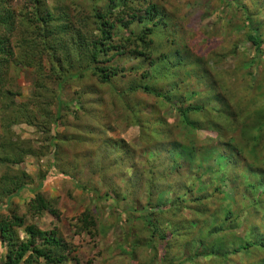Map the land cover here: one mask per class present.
<instances>
[{"label": "rangeland", "instance_id": "1", "mask_svg": "<svg viewBox=\"0 0 264 264\" xmlns=\"http://www.w3.org/2000/svg\"><path fill=\"white\" fill-rule=\"evenodd\" d=\"M38 1L52 16L54 63V50L18 46L37 37V3L7 0L2 11L15 23L14 55L0 83V225L10 224L12 240L19 244L26 227L35 226L59 240L62 257L54 264H264V0H230V7L221 0H147L170 18L152 36L155 56L174 59L181 50L185 63L199 67L159 75L157 64H142L126 49L112 57L107 42L102 64L119 70L110 84L84 69L100 42L92 31L95 10L116 18L111 0ZM235 4L250 10L260 52L246 39ZM146 6L129 0L124 17L140 16ZM134 30L118 31L114 41ZM134 67L138 73L129 72ZM133 80L164 98L125 94ZM196 106L203 110L184 113ZM169 141L182 146L170 153ZM38 196L47 208L39 210ZM212 231L224 238L225 262L202 247L214 243ZM248 242L250 250L239 249ZM8 252L0 234V264ZM193 256L197 263L188 262Z\"/></svg>", "mask_w": 264, "mask_h": 264}, {"label": "trees", "instance_id": "2", "mask_svg": "<svg viewBox=\"0 0 264 264\" xmlns=\"http://www.w3.org/2000/svg\"><path fill=\"white\" fill-rule=\"evenodd\" d=\"M116 1V2H115ZM230 0H221V5H224L223 7L231 6ZM7 0H0V83L3 80L1 75H3V72L5 71V66L8 64L7 57H11L14 55V50L11 45V40L15 34V26L14 22L11 21V15H5L2 13L3 9L5 11H8L7 5L5 6ZM30 3L36 6V15H35V26L37 29H39L37 37H33L30 40L24 39L21 43L18 44L19 48L23 47V43H27L32 49V52L34 51H42V52H48L50 53V50H54L55 43L49 44L48 39L52 38V40L55 42L57 40L56 37H53L52 32L48 29V24H50V20L52 22V16L42 14L41 12V6L39 5L38 0H30ZM144 3L147 4L146 8L140 9L144 10V14L138 16L137 12L132 11V13L127 14V17H124L125 7L129 5V0H111L109 7L110 11H116L115 17L108 15V12L105 10H95L94 17V28L93 32L99 31L100 42L96 44V51L92 54H88L91 58L90 63L87 65V67L84 69L85 73L92 72L93 76H97L102 83H108L110 84L112 82V79L117 77L119 75V70L116 67L108 68L107 66H103V62L105 61V57L109 54V48L105 47L107 42L112 43V47L115 51V53L112 55H120L125 52H128L130 55L134 56L135 58L141 59L142 64L143 62L150 61L153 64H157V67L154 68L153 72L160 74L166 73L167 71L171 69H187L189 67H199V64L193 66V64L189 62H184L186 52L181 50H176L175 52V58L173 59L171 56H165V57H157L155 56V49L154 46V40L152 39V36L161 30V26L164 29V25H167V23H170V18L163 9L158 6L157 4L153 2H147V0H144ZM119 6L120 9L116 10V7ZM123 8L122 16H119L120 10ZM235 9L237 11H241L243 15L245 16L244 20V30L247 31L246 33V39L256 47L257 51L260 52V49L262 47L263 42L260 40L257 28L249 24V21L252 22L253 17L250 14V10L245 8V5L241 4H235ZM66 17V16H65ZM59 25V24H58ZM135 26V30L131 32V35L128 38H120L117 42L114 41L115 37L117 36L118 31L122 30H130L131 27ZM85 27H87V24H85ZM57 31V34H60L63 31L62 26H59L54 28ZM34 36V35H33ZM135 37V38H134ZM133 46V50L128 51L129 47ZM159 47V46H157ZM86 51H88V48H86ZM57 51L54 52L53 56V63L55 61H59V56L56 54ZM185 54V55H184ZM88 56V59H89ZM42 56L38 58L39 69L42 68ZM95 64V66H93ZM177 64H179L177 66ZM195 68V69H196ZM122 75L125 74L126 71H128L125 68H119ZM129 72H137L138 69L134 67ZM66 76L67 74H63L62 76ZM64 76V78H65ZM61 77V76H58ZM61 79V78H60ZM136 80L131 81L130 86L126 90L125 94H128L130 92H136L137 90H142L146 93L152 94L159 98H164L160 92H158L156 89H153L149 85H143V84H135ZM65 84V81H61L58 83L57 86H59V89L63 87ZM142 85V86H141ZM59 95L58 98V111H57V117L61 118V112L60 109L62 107V101L59 91L57 92ZM124 95V94H123ZM125 96V95H124ZM123 96V97H124ZM202 107H194L192 109L186 110L184 113L186 115L192 113V112H198L202 111ZM186 125L196 130L197 126L194 122L189 120V118H186ZM166 135L168 138H171V131H166ZM175 142V143H173ZM168 142L165 144V147L168 148V151L172 153V148H175V146H182L179 142L173 141ZM184 147V146H183ZM188 149V147H185ZM183 153H185V150H182ZM52 175V174H51ZM50 174H47V176L43 177V183H46L48 179L51 177ZM63 175V174H61ZM260 174L256 175V179L258 181H261V178L259 176ZM65 177V176H64ZM24 188L23 185H20L18 188V191L22 190ZM260 195V194H258ZM258 201L259 196L257 197ZM37 207L39 210H42L44 208H47L46 203L44 202V199L41 196H38L37 198ZM153 215H150L148 219H152ZM231 217V216H229ZM237 218H234L232 224L236 223ZM262 223V222H261ZM7 225H10L8 222H4L0 225V234L2 236V241L7 243L8 247V254L6 256V261H4L2 264H40V261H43L44 264H54V259L58 257L59 255H62V249L61 244L59 240L53 238L50 239L46 237V234L42 231L38 230L35 226H29L26 227V235L27 238L20 241L19 244H17L8 234V228ZM188 225L187 227H189ZM186 227V226H183ZM186 227V228H187ZM219 228V227H218ZM222 229V226L219 228ZM223 230V229H222ZM252 233H255L256 235H259L257 228H252ZM212 235V236H210ZM209 237H213L214 243L211 244H205L201 243L204 250H208V252H205L206 254H210V257H214L216 255V259L214 261H224L228 257V253L226 251L225 241H223L224 238H221L219 236V231H212L210 234H208ZM161 239L165 238V236H159ZM263 238V237H262ZM39 240H43L46 242L42 245H37V242ZM252 246L251 243H245L242 244V247H239L240 250H250V247ZM219 251V252H218ZM62 257V256H61ZM165 253L161 254L159 256V259L161 262L165 259ZM195 256L191 257L188 262L191 263H197L195 260ZM42 264V262H41Z\"/></svg>", "mask_w": 264, "mask_h": 264}]
</instances>
